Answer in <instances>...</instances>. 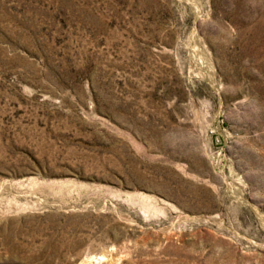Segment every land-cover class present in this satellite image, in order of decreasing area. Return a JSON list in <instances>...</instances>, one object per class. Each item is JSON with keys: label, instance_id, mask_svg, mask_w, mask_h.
<instances>
[{"label": "rangeland", "instance_id": "374dc122", "mask_svg": "<svg viewBox=\"0 0 264 264\" xmlns=\"http://www.w3.org/2000/svg\"><path fill=\"white\" fill-rule=\"evenodd\" d=\"M0 264H264V0H0Z\"/></svg>", "mask_w": 264, "mask_h": 264}]
</instances>
